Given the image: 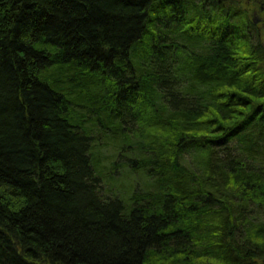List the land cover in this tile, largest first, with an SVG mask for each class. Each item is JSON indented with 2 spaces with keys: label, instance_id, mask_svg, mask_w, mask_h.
Here are the masks:
<instances>
[{
  "label": "trees",
  "instance_id": "16d2710c",
  "mask_svg": "<svg viewBox=\"0 0 264 264\" xmlns=\"http://www.w3.org/2000/svg\"><path fill=\"white\" fill-rule=\"evenodd\" d=\"M247 5L0 0V264H264Z\"/></svg>",
  "mask_w": 264,
  "mask_h": 264
},
{
  "label": "rangeland",
  "instance_id": "374dc122",
  "mask_svg": "<svg viewBox=\"0 0 264 264\" xmlns=\"http://www.w3.org/2000/svg\"><path fill=\"white\" fill-rule=\"evenodd\" d=\"M246 3L247 2L245 1L244 4H246ZM247 9H249V11L251 12V16H253V20L256 19V18L257 19H260L259 24H262L261 27L264 28L263 27V24H264V14L259 15L254 10V8H252V6L249 7V5H247ZM105 155H107V153H105ZM125 172H127V171L126 170H123V169H118L116 172H114L113 175H114L115 178H119L123 174L124 176H122V179H121V181L123 182L124 181V178L125 179H130L131 178V176L129 174H125ZM123 185H125V184L124 183L123 184L121 183V185H116V187L120 190V189H122ZM112 187H114V185H112Z\"/></svg>",
  "mask_w": 264,
  "mask_h": 264
},
{
  "label": "water",
  "instance_id": "95a60500",
  "mask_svg": "<svg viewBox=\"0 0 264 264\" xmlns=\"http://www.w3.org/2000/svg\"><path fill=\"white\" fill-rule=\"evenodd\" d=\"M222 1H229V0H222ZM253 21H254V24H256V25H257V24H259V22H260V19H257V18H256V19H254Z\"/></svg>",
  "mask_w": 264,
  "mask_h": 264
}]
</instances>
